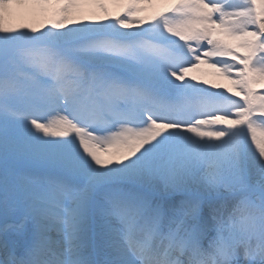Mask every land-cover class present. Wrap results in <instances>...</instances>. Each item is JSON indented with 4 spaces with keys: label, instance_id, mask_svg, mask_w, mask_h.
I'll return each mask as SVG.
<instances>
[{
    "label": "snow or ice",
    "instance_id": "obj_1",
    "mask_svg": "<svg viewBox=\"0 0 264 264\" xmlns=\"http://www.w3.org/2000/svg\"><path fill=\"white\" fill-rule=\"evenodd\" d=\"M257 88L264 0H0V264H264Z\"/></svg>",
    "mask_w": 264,
    "mask_h": 264
},
{
    "label": "bare ground",
    "instance_id": "obj_2",
    "mask_svg": "<svg viewBox=\"0 0 264 264\" xmlns=\"http://www.w3.org/2000/svg\"><path fill=\"white\" fill-rule=\"evenodd\" d=\"M170 5L166 4H156V5H144V7L148 8L149 11L144 13L143 15L148 16L153 11L160 10L165 7H169ZM110 11L115 15L120 8L116 5H109ZM92 18L93 24L104 23L103 20L99 18V16H88ZM88 17H76L75 23H87ZM27 25L28 27H36L38 30H42L45 27V23L41 17H33V16H24L18 17L12 22V26L16 28H23V26ZM43 26V27H42ZM68 27L73 26L72 24L67 25ZM195 78V79H193ZM186 80L191 81L192 83L197 84L198 86H203L208 90L212 91H223L227 88L229 81L225 79L216 68L210 66V63L199 64L198 67L192 68L185 77ZM219 86V87H214ZM207 139V138H205ZM103 149H107L105 152L103 149L101 151V159L104 161L111 160L113 163L120 159L126 152L125 149L121 147H114L108 144Z\"/></svg>",
    "mask_w": 264,
    "mask_h": 264
},
{
    "label": "rangeland",
    "instance_id": "obj_3",
    "mask_svg": "<svg viewBox=\"0 0 264 264\" xmlns=\"http://www.w3.org/2000/svg\"><path fill=\"white\" fill-rule=\"evenodd\" d=\"M111 14L113 15L112 12H111ZM113 16H115V15H113ZM106 22H108V21H104V23H106ZM87 23H88V24H93V22H92V18H89V17H88ZM48 26H49V25H45V27H44L42 30H46V28H47ZM146 26H147V23H146L145 25H142L141 27H146ZM28 28H30V27H28ZM38 31H40V30H38ZM228 88H232V85H231L230 83H228ZM259 89H260V88H257V91H258V92H260ZM263 92H264V91H263ZM208 127H209V126H205V128H208ZM94 134H95V133H94ZM207 139H209V138H207ZM0 217L3 218V219H6L5 223H8V224L16 223L17 220H18V217H17V216H13V215H9V216L5 217L2 211H0ZM5 223H4V224H5Z\"/></svg>",
    "mask_w": 264,
    "mask_h": 264
}]
</instances>
